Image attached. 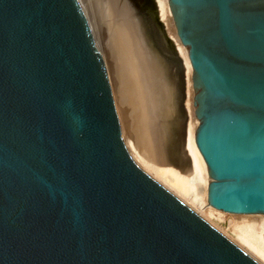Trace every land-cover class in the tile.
Here are the masks:
<instances>
[{
  "label": "water",
  "instance_id": "water-1",
  "mask_svg": "<svg viewBox=\"0 0 264 264\" xmlns=\"http://www.w3.org/2000/svg\"><path fill=\"white\" fill-rule=\"evenodd\" d=\"M208 204L264 214V0H168ZM0 264H258L143 172L78 0H0Z\"/></svg>",
  "mask_w": 264,
  "mask_h": 264
},
{
  "label": "bare ground",
  "instance_id": "bare-ground-1",
  "mask_svg": "<svg viewBox=\"0 0 264 264\" xmlns=\"http://www.w3.org/2000/svg\"><path fill=\"white\" fill-rule=\"evenodd\" d=\"M78 3L104 63L121 138L133 162L230 241L233 239L232 242L250 258L258 264H264V214L226 213L230 219L228 226L232 227V236L220 230V227L218 228L203 215V212H206L208 216L218 219L219 222L221 214L225 212L211 207L207 202L209 187L207 168L195 144V132L199 121L195 117L193 106V70L189 62L188 50L176 35L168 0H151L154 10L147 0L143 5L139 0H124V2L121 0L124 18L121 20V25L115 23L117 27L120 25L117 31L120 37L127 39L124 42L126 54L129 56L131 68L134 67L132 71L136 74L135 80L142 89L140 90L143 97L142 108L145 113L143 122L148 129L156 130V136L152 139H155L157 148H153L154 151L147 148L146 152L134 141L131 134L133 132L129 133L132 136H128L127 131L128 137L124 135L128 120L121 114L123 105H117L114 99L106 57L90 10L86 4L83 5L82 0H78ZM136 13L137 15L141 13L146 19L149 15L148 24H146L147 20L144 22L142 18L140 21Z\"/></svg>",
  "mask_w": 264,
  "mask_h": 264
},
{
  "label": "rangeland",
  "instance_id": "rangeland-1",
  "mask_svg": "<svg viewBox=\"0 0 264 264\" xmlns=\"http://www.w3.org/2000/svg\"><path fill=\"white\" fill-rule=\"evenodd\" d=\"M82 1H83V5L86 4L88 9L90 10L89 13L92 16L97 35L100 39V43H101L103 52H104L105 57H106V63H107V67H108V71H109V75H110L112 91H113V94L115 97L114 99L116 101V104L118 103L117 105H121V104L123 105V110H121L122 111L121 114H123L128 120V125L126 127L127 129L125 128L124 135L126 137L133 135L134 141L136 142L137 145H139L138 147L141 148L143 151L146 152L147 148L151 149L150 151H152V150L154 151V149H156L157 146L155 145L156 143H154L155 139H152V137L155 138L156 130L153 131L151 129H148L146 127V124H144V122H143V119H144L143 115L145 113H144V108H142V106H143V104H142L143 97H142V92H141L142 89H141V86L138 85L137 81L135 80L136 74H135V72H133L134 67L131 68L132 65L129 62L130 61L129 56L126 54V46H124V45H126V43L124 44V42H126L127 39L126 38L122 39L119 35V32H117L120 29L122 18H124V13H123V10H122L121 4H120L121 0H82ZM147 1H149L151 3V0H147ZM122 2H124V0H122ZM139 2H142V5H143L146 2V0H139ZM114 3H116V4H114ZM118 3H119V5H118ZM116 5H117V7H116ZM118 7H120V8H118ZM150 7L154 10V6L152 3H151ZM116 8H118V9H116ZM156 9H157V5H156ZM120 10H122V13L120 12ZM113 12H115L117 15H115ZM157 13H158V9H157ZM114 15L116 18L114 17ZM136 16L138 17V19H140V21L142 18V20H144V22L149 18V15H147V19H146V17L144 15H142L141 13H140V15H137V13H136ZM158 16H159V13H158ZM148 22L149 21L147 20L146 24H148ZM115 23L117 25L120 24L119 27H117V25ZM168 37H169V35H168ZM124 39H125V41H124ZM182 66H183V62H182ZM127 71H129V72H127ZM183 71L185 72L184 66H183ZM131 79H134V80H131ZM132 82H134L135 84ZM134 90H136V91H134ZM130 99H132V100H130ZM136 100H138V101H136ZM131 106L132 107L134 106V107L132 108ZM130 111H132V112H130ZM133 115H134V117H133ZM134 120L137 124L134 122ZM126 131L128 132V136H127ZM130 132H133L134 134L131 133L132 135L131 134L129 135ZM150 133H152V134H150ZM144 134L146 135V137H144L145 136ZM143 139H145V140H143ZM141 140H142V142H141ZM159 182L161 183V181H159ZM203 215L206 216V218L210 222L214 223V225H216L218 228L220 227L219 229L224 231L225 233H227V235H229V236L233 235L231 232L232 227L230 228L231 225L228 226L230 224V222H229L230 219L226 213L221 214V217L219 218L221 220L219 222H218V219L213 218L211 216H208L206 212L205 213L203 212ZM222 218H223V220H222ZM232 241H233V239H232Z\"/></svg>",
  "mask_w": 264,
  "mask_h": 264
}]
</instances>
